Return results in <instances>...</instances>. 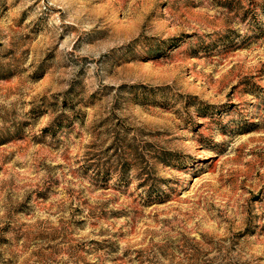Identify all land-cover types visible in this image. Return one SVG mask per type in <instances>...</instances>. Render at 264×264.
<instances>
[{"label":"rangeland","instance_id":"1","mask_svg":"<svg viewBox=\"0 0 264 264\" xmlns=\"http://www.w3.org/2000/svg\"><path fill=\"white\" fill-rule=\"evenodd\" d=\"M0 264H264V0H0Z\"/></svg>","mask_w":264,"mask_h":264},{"label":"bare ground","instance_id":"2","mask_svg":"<svg viewBox=\"0 0 264 264\" xmlns=\"http://www.w3.org/2000/svg\"><path fill=\"white\" fill-rule=\"evenodd\" d=\"M202 155V154H201Z\"/></svg>","mask_w":264,"mask_h":264}]
</instances>
